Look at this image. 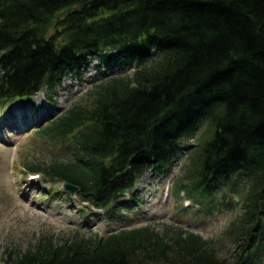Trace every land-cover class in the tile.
Returning a JSON list of instances; mask_svg holds the SVG:
<instances>
[{"label": "trees", "instance_id": "trees-1", "mask_svg": "<svg viewBox=\"0 0 264 264\" xmlns=\"http://www.w3.org/2000/svg\"><path fill=\"white\" fill-rule=\"evenodd\" d=\"M0 105L103 77L38 131L67 156L27 163L81 201L121 212L148 173L170 176L185 144L188 171L174 187L212 216L241 214L213 240L180 225L76 231L43 237L8 264H256L264 256V0H0ZM114 71L107 73L109 69Z\"/></svg>", "mask_w": 264, "mask_h": 264}, {"label": "rangeland", "instance_id": "rangeland-1", "mask_svg": "<svg viewBox=\"0 0 264 264\" xmlns=\"http://www.w3.org/2000/svg\"><path fill=\"white\" fill-rule=\"evenodd\" d=\"M97 62L85 70L84 81L68 79L58 90L54 102L47 92L27 101L0 105V264H8L12 249L25 251L43 237L56 240L67 238L76 231L86 237L106 236L124 229L152 225L159 230L163 225H180L213 240L223 258L230 256L232 245L225 235L228 226L240 214L239 197L232 195V206L212 216L197 214L198 206L181 193L174 197L177 180L188 171L190 147L197 139L187 142L183 153L174 164L170 176L146 174L138 183L135 202L131 196L120 201L121 212L98 210L71 196L61 184H49L44 175L29 172L27 163L48 164L55 157L67 156L58 144L42 138L38 131L79 101L90 82L103 77ZM114 71L109 69L107 73ZM32 101V104L30 103ZM20 102L19 109L15 108ZM264 264V256L256 262Z\"/></svg>", "mask_w": 264, "mask_h": 264}, {"label": "water", "instance_id": "water-1", "mask_svg": "<svg viewBox=\"0 0 264 264\" xmlns=\"http://www.w3.org/2000/svg\"><path fill=\"white\" fill-rule=\"evenodd\" d=\"M65 189L71 194L74 195L78 192V188L70 185V184H64ZM125 192H122V194H124Z\"/></svg>", "mask_w": 264, "mask_h": 264}, {"label": "bare ground", "instance_id": "bare-ground-1", "mask_svg": "<svg viewBox=\"0 0 264 264\" xmlns=\"http://www.w3.org/2000/svg\"><path fill=\"white\" fill-rule=\"evenodd\" d=\"M34 100H37V98H35ZM30 103L32 104V101H30ZM19 107H20V102L16 103V105H15L16 109H19Z\"/></svg>", "mask_w": 264, "mask_h": 264}]
</instances>
